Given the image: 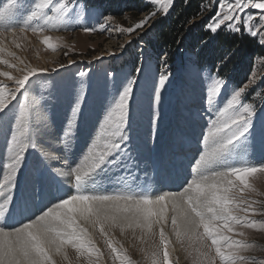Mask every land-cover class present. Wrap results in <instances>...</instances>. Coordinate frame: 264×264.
<instances>
[{"label": "snow or ice", "instance_id": "snow-or-ice-1", "mask_svg": "<svg viewBox=\"0 0 264 264\" xmlns=\"http://www.w3.org/2000/svg\"><path fill=\"white\" fill-rule=\"evenodd\" d=\"M16 2L8 0L9 4ZM75 3L76 0H35L28 22L19 31L30 29L33 33H43L67 30V14ZM146 3L150 8L132 26L100 23L99 31L111 32L115 29L121 34L141 37L159 17L169 13L175 0H146ZM205 12L208 13V20L204 27L209 33L243 32L255 37L264 46V0H209L207 5L201 3L197 15ZM113 19L111 15L103 18L105 21ZM203 19L204 16H201L199 21ZM83 30L95 32L97 28L85 27ZM132 41L122 45L121 49L124 50ZM176 42L179 43V40ZM42 43L55 48L50 37L45 36ZM16 46L19 47L18 44ZM95 59L99 61L103 57ZM142 63L141 59V66ZM0 64L16 67L3 58H0ZM261 64L264 65V57L261 58ZM60 68L65 66L61 65ZM58 70L53 69L55 72ZM38 71L44 70L26 68L21 78H14L8 71H0V77L14 81V87L11 88L0 83V114H4L14 103L16 105L5 137V171L0 178V264H57V256L68 259V247L81 255L86 254L90 264H101L103 253L94 243L86 225L99 228L105 237L113 264H134V261L122 245L113 242L105 225L119 227L121 231L125 228L141 229V239L143 236L155 237L158 228L159 243L151 252V264H178V259L173 258L175 246L165 232L169 221L176 242L192 257V264H264V259H250L241 255V250L250 245L235 239L233 235L244 236L240 229L256 227L255 222L248 218L249 212L257 211L252 207L255 202L249 203L242 196L237 198V193L242 194L251 188L249 178L264 173V164L228 162L233 150L246 139L252 128L258 105H264V86H259L264 74L252 70L247 81L238 88L230 89L223 104L217 106V99L222 95L227 81L219 71L202 73L204 101L207 111L213 115L201 133L199 153L178 190L152 196L147 185H133L135 174L126 172L115 182L118 187L111 191H106L94 180L98 172L106 170V165L115 164L116 160L127 155L122 146L129 139L130 109L141 67H137L136 73L127 80L113 87L98 129L75 164L53 151V146L62 145L68 152L75 142L77 117L85 99L90 70L77 73L80 86L71 116L63 135L58 141H53L51 146L39 141L41 132L51 127L47 111H41L43 98L29 94L28 84ZM171 76L168 53L165 52L159 58L152 92L150 139L153 142L159 125L162 92ZM108 77L110 86L115 85L113 73L109 72ZM250 89H255L251 98ZM29 151L40 154V159L34 164V177L42 197L48 198L39 212L7 227L3 221L13 206L16 177ZM118 152L120 155L116 160L111 159ZM54 162L57 166H53ZM53 179L60 182L55 194L51 193L49 184ZM64 186L67 189L61 192L60 188ZM241 205L245 206L241 209ZM237 209H241L245 215L236 214ZM93 253L96 254L94 261L91 259Z\"/></svg>", "mask_w": 264, "mask_h": 264}, {"label": "rangeland", "instance_id": "rangeland-1", "mask_svg": "<svg viewBox=\"0 0 264 264\" xmlns=\"http://www.w3.org/2000/svg\"><path fill=\"white\" fill-rule=\"evenodd\" d=\"M182 2L184 3L185 0ZM34 3L35 0H17V4H19L17 5L19 6L16 9L17 11L14 9V13L4 16L0 21V49H3V51H0V58L6 59L16 66L15 68H9L4 64H0V71H8L14 78H20L26 68L35 67L38 70H44L42 72L38 71V74L31 78L28 84L29 94L30 96L43 98L41 100V111L43 109L47 111L50 124L54 125L51 124V127H55L54 131L60 138L68 124L76 100L77 89L80 86V78L77 73L81 70H90L86 82L85 99L77 117L75 142L70 150L71 153L68 152V155H71H63L58 152V154L65 156L71 164H75L79 160L95 135L99 122L108 106L113 87L118 86L121 81L127 80L128 77L136 73L137 67H141L137 78L135 96L131 103L128 124L129 139L122 146L127 155L116 160V157L120 155L119 152L116 153L111 157V159L116 160V163L106 165V170L102 169L94 177L98 184L101 183L99 185L103 188L105 186L106 191L118 187L115 183L120 178L118 175L123 176L126 172L135 174V179L132 181L133 185L146 183V178L152 179L155 163L159 158L166 156L167 147L162 146L163 150L161 148L164 142L168 140L174 142L181 148L179 149L181 152L190 146H195L193 143L190 146L185 145V142L182 141L183 134L188 138L193 137L195 139L197 134H199L198 137L201 136L205 128L198 127L195 129L190 125L183 124L182 116L189 112L186 107L192 104L200 106V110L208 113L207 115L203 112V115L197 113L196 117L199 118L201 124L205 125L208 120L204 123V119L206 120V117L209 119L213 115L207 111L204 101L205 84L202 76L204 71L209 73L219 71L220 75L227 81L222 95L217 99V106L223 104L230 89L238 88L247 81L252 70H256L258 74H264V65L261 64V58L264 57V46L259 44L255 37L243 32L241 34L225 31L216 34L209 33L204 27L208 20V13L206 12L201 13V15L196 14L197 16L190 19L188 23L181 24L180 34L177 33L178 31L170 34L173 37L175 35V39L179 40V43L166 44L164 35L170 30L169 26L172 25V20L175 19L176 0L169 13L166 16L159 17L152 27L138 38L135 34H121L115 29L111 32H101L99 31V25L100 23H107L122 27L132 26L142 19L150 8L146 0H139L140 6L135 5L130 0H108V8L105 11L86 7L83 2L76 0L75 5L67 14L65 21L67 30L60 29L33 33L29 29L21 32L19 28L24 27L28 22ZM203 3L207 5L209 0H204ZM14 4H9L8 0H0V16L7 12L6 8L9 9ZM15 13L19 17V21L13 19ZM109 15L114 17L113 21L103 20L104 17ZM201 16H204V19L199 21ZM5 19L10 22L5 23ZM202 24L204 25L202 26ZM95 26L97 28L95 32L83 30L85 27ZM58 34L60 36H55ZM45 36L51 38L52 44L55 46L54 49L42 43ZM244 37L252 40L253 44L243 42ZM129 40H133L132 43L122 50L121 46L127 45ZM17 44L19 47L16 46ZM165 52L168 53L169 71H171L172 76L162 92L159 125L153 142L150 139L152 133V92L159 68V58ZM9 53L15 55L11 56ZM109 53H115L116 55L111 56ZM41 55L43 57L39 58ZM98 57H103V59L97 61L95 58ZM141 59L143 61L142 66ZM89 61L92 63L89 64ZM61 65H64L65 68L61 69ZM53 69L60 70L55 72ZM109 72L113 73L115 85L110 86ZM0 83L7 84L10 88L14 86V81H9L4 77H0ZM259 86H264V80L260 81ZM254 91L255 89L249 90V98H251V93ZM15 108L14 103L4 114H0V173L2 175L4 173L5 137ZM175 110L178 111L176 117L173 116ZM136 129L139 132H136ZM141 130L144 132H141ZM139 133H142V135L138 136ZM39 141L42 142L40 136ZM197 149L196 147V153ZM238 150H240L243 158L239 159L240 157L235 154L229 159V163L264 164V105H258L256 114L252 119V128L246 139L242 140L233 152ZM59 151H63V149H59ZM191 157H194V155H191ZM39 159V152L29 151L24 166L16 177L17 186L15 191L21 188V182L26 180L25 178L29 176L28 173L35 181L33 169L34 164ZM162 161L167 162V159H162ZM141 162L143 167H140ZM136 163H139V167L136 166ZM53 166H57L55 162ZM182 166L181 164L179 169ZM156 168H166L171 171L167 167ZM156 179L160 181L163 178L158 177ZM53 180H51V184L54 186L58 180ZM249 183L251 188L242 194L237 193V198L242 196L249 203L255 202L252 203V207L257 211L255 213L249 212L248 218L255 222L256 227L240 229L244 232V236L233 235L235 239L250 245L247 249L241 250V255L250 259L261 260L264 259V227H261V225H264V173H257L250 177ZM34 185L38 189L37 184L34 183ZM152 186L155 189L154 193H157L156 195H159L164 188L163 185L158 186L156 183ZM252 189H255V191ZM172 190H175V188ZM152 193L151 191L150 194ZM244 206L241 205V209ZM241 209H237L236 214L245 215ZM168 226L171 228L170 221ZM105 229L114 243L123 246L134 264H151V252L159 243L158 228L155 237L143 236V239H141L143 235L141 229L125 228L121 231L119 227L110 228L108 225H105ZM92 230L95 237L93 241L94 243L98 241L99 249L103 253L100 258L101 264H113L105 237L101 235L98 227ZM170 235H172V241L178 247L176 256L178 264H192V257L176 242L172 232ZM66 254L67 260H64L62 256H57V264H90L89 257L86 254L81 255L72 247L66 249ZM91 259L93 261L96 259L95 253L92 254Z\"/></svg>", "mask_w": 264, "mask_h": 264}, {"label": "bare ground", "instance_id": "bare-ground-1", "mask_svg": "<svg viewBox=\"0 0 264 264\" xmlns=\"http://www.w3.org/2000/svg\"><path fill=\"white\" fill-rule=\"evenodd\" d=\"M17 5H19V4H17V2H16L9 9L6 8L5 10H7V12L3 13L0 16V21L4 18V16H8V15L14 13L15 12L14 9L16 10L19 7ZM2 12H3V10H2ZM13 17H14L13 19H15L16 21H19V17L17 16L16 13H15V16H13ZM4 22L6 23V22H10V21L5 19ZM27 35L29 36L30 34H27ZM55 36H60V35L58 34V35H55ZM42 57H43L42 55L39 56V58H42ZM34 65H37V64H34ZM12 84H13V82H12ZM11 87H14V86H11ZM186 109L189 112L185 113L182 116V123L183 124L190 125V126L194 127L195 129H197L198 127L199 128H201V127L206 128L207 123L205 125L201 124V122H199V118L196 117L197 113H199L200 115H203V113H204V110H200V106L192 104V105H189V107H186ZM177 112H178L177 110H175L173 112V116L174 117L177 116ZM204 114L207 115L208 113L205 111ZM207 120H208V117H206V120L204 119V123ZM168 122H169V119H168ZM54 128L50 127V129L43 130L41 132L40 139H41L42 143H46V145L51 146L53 141H58L59 140L58 134H56V132L54 131ZM136 132H139L138 129H136ZM141 132H144V131L141 130ZM137 135L141 136L142 133H139ZM193 135H195V134H193ZM198 136H199V134H197V137L194 139L193 137L188 138L185 134H183L182 141L185 142V145L187 144V145L190 146L191 143H193L195 146L194 147L190 146V147H188V149H185L182 152L179 151V149H181V148L178 147L177 144H175L174 142L172 143L169 140L164 142L161 145V148H162V146H166L167 147V151H165L166 156L159 158L158 161L155 163V165H154L155 171H154V176L152 175L153 176L152 179L146 178V183L143 182V184H142V185H147L148 186V188L150 190V193H151V191L153 192L151 194L152 196H155L157 194V193H154L155 189H153V186H152V185H154V183H156V185H158V186H160V185L164 186V188L162 189V192L172 190L173 188H175V190L177 188L179 189V187L182 185V182H183L184 178L186 176H188L189 173H190V170H189L190 167H188V165L193 162L194 158L199 153V150H200V143H199L200 137H198ZM143 137H144V134H143ZM186 140H187V142H186ZM196 147L198 148L197 149V153L195 151ZM53 149H54L53 151H55L57 153L60 152L63 155H68V152H70V151L66 152L64 147L62 145H58V144L53 146ZM59 149H63V151H59ZM162 150H163V148H162ZM235 154L238 155L237 157H240L239 159L243 158V155H241L240 150L233 152L232 156H235ZM70 155L71 154H69L68 156H70ZM191 155H194V157H191ZM162 159H167V162H163ZM138 164L139 163H136L137 167H139ZM141 164H143V163L142 162L140 163V167H143ZM181 164L183 165L182 166L183 168L181 167L179 169V166ZM156 167H160V168L167 167L171 171H168L166 168L165 169H157ZM28 175L29 176H27V178H25L26 180L24 182H21V184H22L21 188L16 190L15 193H14L13 206L10 208L7 217L3 221V223L7 227L13 226V225L17 224L19 221L26 220L33 213L39 212L40 208H42L44 203H46V200H47L48 197H42V193L37 188L34 187L35 186L34 183H36V181L32 180L34 178L32 176H30L29 173H28ZM121 176H122L121 174L118 175V177H121ZM109 177H111V176H109ZM158 177H162L163 179L159 181L158 179H156ZM0 178H2V174L1 173H0ZM112 178H114V177H112ZM112 178H110V179H112ZM150 178H151V176H150ZM155 179H156V181H155ZM23 180H24V177H23ZM0 181H2V180H0ZM49 184H50V188H51V193L55 194V192L57 190V187L60 185V182L57 181V184H54V186L51 184V181L49 182ZM99 184H101V183H99ZM107 184H106V186H107ZM104 188H105V186H104ZM66 189H67V186H64L63 188H60V191L63 192ZM156 192H157V190H156ZM160 192H161V190H160ZM169 215H171V213H169ZM86 227L89 228L90 235L93 236V230H92L93 227L91 225H86ZM165 232H166V234L169 235L170 239L172 240V235H170V233L172 231H171V228H169L168 225H166V227H165ZM93 239H95L94 236H93ZM95 243H96V246L99 248L98 241L97 242L95 241ZM173 245L175 246V251L173 252V258H176L178 247L174 244V242H173ZM55 259L57 260V257H55ZM179 262H181V260H179Z\"/></svg>", "mask_w": 264, "mask_h": 264}, {"label": "trees", "instance_id": "trees-1", "mask_svg": "<svg viewBox=\"0 0 264 264\" xmlns=\"http://www.w3.org/2000/svg\"><path fill=\"white\" fill-rule=\"evenodd\" d=\"M81 2H83V4L86 6V7H93V8H98L100 9L101 11H105L107 10L108 8V0H79ZM121 1V0H119ZM132 1L135 5H139V0H130ZM182 1L184 0H176V5H175V11H174V15L175 16V19L172 20V25L169 26V31L166 33V35H164V38H165V43L168 44V45H174L175 44V35L174 37L173 36H170V34L172 32H177L178 34H180L181 32L179 31L180 29V25L181 24H186L188 23V21L194 17H196L197 13H198V10L200 8V5L201 3L204 2V0H188L187 3H183ZM204 24H202L203 26ZM180 32V33H179ZM243 42H245L246 44L248 43H252L253 44V41L244 37Z\"/></svg>", "mask_w": 264, "mask_h": 264}]
</instances>
